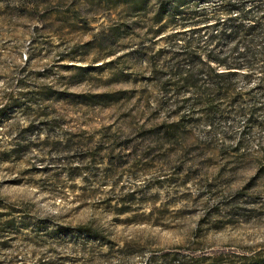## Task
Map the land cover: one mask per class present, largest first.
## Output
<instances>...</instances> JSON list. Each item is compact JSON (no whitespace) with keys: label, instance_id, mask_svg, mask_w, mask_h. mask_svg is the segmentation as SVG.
<instances>
[{"label":"rangeland","instance_id":"374dc122","mask_svg":"<svg viewBox=\"0 0 264 264\" xmlns=\"http://www.w3.org/2000/svg\"><path fill=\"white\" fill-rule=\"evenodd\" d=\"M0 264H264V0H0Z\"/></svg>","mask_w":264,"mask_h":264}]
</instances>
